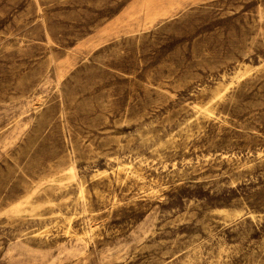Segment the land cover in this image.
Returning a JSON list of instances; mask_svg holds the SVG:
<instances>
[{"label": "rangeland", "instance_id": "1", "mask_svg": "<svg viewBox=\"0 0 264 264\" xmlns=\"http://www.w3.org/2000/svg\"><path fill=\"white\" fill-rule=\"evenodd\" d=\"M146 1L0 0V264H264V0Z\"/></svg>", "mask_w": 264, "mask_h": 264}, {"label": "bare ground", "instance_id": "2", "mask_svg": "<svg viewBox=\"0 0 264 264\" xmlns=\"http://www.w3.org/2000/svg\"><path fill=\"white\" fill-rule=\"evenodd\" d=\"M159 4V0H148L146 1V3L144 4V8L146 9V15L147 16H150L151 18L158 15L160 12L157 10V6ZM167 11V10H165ZM133 165L132 164H129V163H123V164H120L119 165V170L121 171H126V170H130V172H132V174L134 176H137V177H140V178H143L141 176V174H139L136 170L133 169L132 167ZM81 193H83V187L81 186ZM153 193V192H152ZM157 193V192H155ZM151 194V193H150ZM86 199V198H85ZM225 212V211H224ZM68 219V218H67ZM73 219V216L71 218V221ZM70 226V225H69ZM91 226V225H90ZM68 231V230H67ZM88 231V230H87ZM95 231V230H94ZM93 233V231H92ZM68 234V233H67ZM83 234V233H82ZM71 235V234H70ZM78 235V234H76ZM81 236V235H79ZM84 236V235H83ZM83 238H81L80 240H82Z\"/></svg>", "mask_w": 264, "mask_h": 264}]
</instances>
